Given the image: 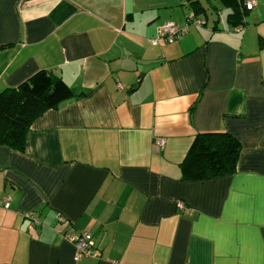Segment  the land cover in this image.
<instances>
[{"label":"crops","instance_id":"1","mask_svg":"<svg viewBox=\"0 0 264 264\" xmlns=\"http://www.w3.org/2000/svg\"><path fill=\"white\" fill-rule=\"evenodd\" d=\"M252 1L234 31L222 0H0V92L41 71L70 91L23 151L0 146V264H264V0ZM188 14L204 23L151 45ZM221 132L240 145L235 171L184 179L196 136ZM84 232L94 256L74 261L63 236Z\"/></svg>","mask_w":264,"mask_h":264},{"label":"trees","instance_id":"2","mask_svg":"<svg viewBox=\"0 0 264 264\" xmlns=\"http://www.w3.org/2000/svg\"><path fill=\"white\" fill-rule=\"evenodd\" d=\"M229 8L228 21L242 25L247 12L245 0H222ZM194 13L201 10L191 2ZM70 95L63 81L51 72L41 71L15 88L0 92V146L23 151L31 123L45 111L56 108L62 98ZM240 150L238 141L221 132L197 135L190 147L181 171L186 180H203L230 175L235 171Z\"/></svg>","mask_w":264,"mask_h":264},{"label":"built area","instance_id":"3","mask_svg":"<svg viewBox=\"0 0 264 264\" xmlns=\"http://www.w3.org/2000/svg\"><path fill=\"white\" fill-rule=\"evenodd\" d=\"M253 6L252 0L245 1V9L250 10ZM204 21L201 18L194 16L193 14H188L183 26H178L172 21L163 22L160 26L157 27L155 32V37L150 41L152 46H156L158 42L162 41L166 44H172L180 39H182L188 32L189 28L192 26L202 25ZM240 26H237L234 31H239ZM162 147V142L158 144ZM8 199H3L0 204L4 208H8ZM179 209L183 208L182 203L177 204ZM28 222L29 226L33 227L39 224L38 217L35 213H27L24 216ZM57 220L63 222L64 219L61 216H58ZM64 239L70 242L75 249L73 260L78 261L83 258H91L94 256V243L92 237L88 233H79V234H64Z\"/></svg>","mask_w":264,"mask_h":264},{"label":"rangeland","instance_id":"4","mask_svg":"<svg viewBox=\"0 0 264 264\" xmlns=\"http://www.w3.org/2000/svg\"><path fill=\"white\" fill-rule=\"evenodd\" d=\"M220 7V6H219ZM220 9H222V7H220ZM219 11V12H218ZM222 12V16H221V19L222 20H224V18H225V15H226V12L225 11H223V10H219L218 8H217V10H216V12H215V14L216 13H221Z\"/></svg>","mask_w":264,"mask_h":264}]
</instances>
